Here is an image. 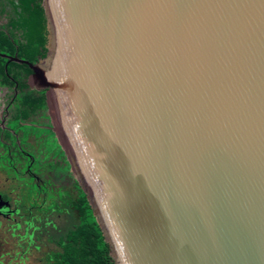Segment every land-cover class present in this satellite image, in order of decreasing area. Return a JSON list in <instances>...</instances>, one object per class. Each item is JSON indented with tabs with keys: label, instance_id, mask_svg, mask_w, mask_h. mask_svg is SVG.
Instances as JSON below:
<instances>
[{
	"label": "water",
	"instance_id": "1",
	"mask_svg": "<svg viewBox=\"0 0 264 264\" xmlns=\"http://www.w3.org/2000/svg\"><path fill=\"white\" fill-rule=\"evenodd\" d=\"M42 5L46 56H3L47 89L114 264H264V0Z\"/></svg>",
	"mask_w": 264,
	"mask_h": 264
},
{
	"label": "trees",
	"instance_id": "2",
	"mask_svg": "<svg viewBox=\"0 0 264 264\" xmlns=\"http://www.w3.org/2000/svg\"><path fill=\"white\" fill-rule=\"evenodd\" d=\"M0 85L17 91L15 115L29 118L46 107L44 90L30 87L32 69L11 56L35 63L48 52L47 27L42 0H0ZM1 145V143H0ZM65 212L75 221L48 241L55 246L44 254V264H114L109 244L93 214L86 194L76 179L65 194Z\"/></svg>",
	"mask_w": 264,
	"mask_h": 264
},
{
	"label": "flooded vegetation",
	"instance_id": "3",
	"mask_svg": "<svg viewBox=\"0 0 264 264\" xmlns=\"http://www.w3.org/2000/svg\"><path fill=\"white\" fill-rule=\"evenodd\" d=\"M31 77L37 84H43L35 76ZM36 90H44L46 95V88ZM16 95V90L0 85V218L1 221L12 220L15 228L23 227L27 246L47 227L56 228L49 216L65 213V194L73 191L74 180L71 189L55 184L52 172L62 162L61 158L54 159L45 151V134L34 133L33 126L32 130L26 128L37 123L44 127L50 125L54 144L65 151L56 117L48 111L51 108L47 96L45 109L32 117L20 118L15 115ZM44 118L50 124L42 122ZM42 262L44 264L43 258Z\"/></svg>",
	"mask_w": 264,
	"mask_h": 264
},
{
	"label": "rangeland",
	"instance_id": "4",
	"mask_svg": "<svg viewBox=\"0 0 264 264\" xmlns=\"http://www.w3.org/2000/svg\"><path fill=\"white\" fill-rule=\"evenodd\" d=\"M1 21H5L1 19ZM29 84L33 89L43 88L37 84L35 79L29 78ZM2 100V98L0 99ZM50 114H53L52 110H48ZM53 116V115H52ZM47 118V117H46ZM46 118L42 122L46 121ZM35 129H33V127ZM50 125L33 124L26 128L34 131L37 134H45V151L50 153L52 158L60 157L62 162L57 164L56 168L52 172L55 184H63L67 188L71 189V183L74 179H79V174L75 168V164L72 161L68 150L63 151L58 144H54L52 140V131ZM55 133V132H54ZM43 143V140L40 143ZM2 180H0V183ZM18 194L19 191H17ZM65 210V209H64ZM51 221L56 226L55 229L47 227V230H43L39 233V237H34L33 241L30 240L29 245H24L25 232L23 227H14L12 220L1 221L0 218V264H43L42 258L46 250L54 249L55 246L52 242L48 241V237L53 235L56 237L62 230L70 226L74 221V215H69L66 212L61 215L52 214L49 216ZM39 247L36 248L35 246Z\"/></svg>",
	"mask_w": 264,
	"mask_h": 264
},
{
	"label": "bare ground",
	"instance_id": "5",
	"mask_svg": "<svg viewBox=\"0 0 264 264\" xmlns=\"http://www.w3.org/2000/svg\"><path fill=\"white\" fill-rule=\"evenodd\" d=\"M82 58V57H81ZM84 102V101H83ZM85 103V102H84ZM87 106V105H86ZM78 111L86 118H89L91 116V110L89 109V107L87 106V108L85 107V105L83 104L81 107L78 108Z\"/></svg>",
	"mask_w": 264,
	"mask_h": 264
}]
</instances>
